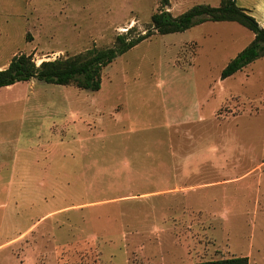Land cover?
Listing matches in <instances>:
<instances>
[{
  "label": "rangeland",
  "instance_id": "obj_1",
  "mask_svg": "<svg viewBox=\"0 0 264 264\" xmlns=\"http://www.w3.org/2000/svg\"><path fill=\"white\" fill-rule=\"evenodd\" d=\"M252 3L236 0L264 28ZM159 10L158 0H0V70L20 54L39 65L112 47L131 28L152 30ZM252 39L207 21L152 33L102 70L97 92L35 79L0 88V264H264V56L220 77ZM229 179L190 195L191 213L181 193L161 194Z\"/></svg>",
  "mask_w": 264,
  "mask_h": 264
},
{
  "label": "trees",
  "instance_id": "obj_2",
  "mask_svg": "<svg viewBox=\"0 0 264 264\" xmlns=\"http://www.w3.org/2000/svg\"><path fill=\"white\" fill-rule=\"evenodd\" d=\"M158 2L160 10L150 17L152 30L132 36L134 28H131L127 34L116 36L112 47L93 48L69 58L42 61L39 65H36L30 56L16 55L5 69L0 70V88L35 79L47 84L74 86L80 90L97 92L101 88L102 70L118 56L149 38L152 33L159 35L182 33L207 21L234 22L253 34L252 41L222 70L220 76L222 80L264 56V28L245 9L237 6L236 0H221L217 7L195 5L176 17L165 10L170 6L169 0ZM194 264H248V258L232 257Z\"/></svg>",
  "mask_w": 264,
  "mask_h": 264
},
{
  "label": "crops",
  "instance_id": "obj_3",
  "mask_svg": "<svg viewBox=\"0 0 264 264\" xmlns=\"http://www.w3.org/2000/svg\"><path fill=\"white\" fill-rule=\"evenodd\" d=\"M253 1V5L254 6H256V7H264V0H252ZM244 9V8H243ZM246 10V9H245ZM247 12H248V14L250 15V13H249V11L248 10H246ZM252 16V15H251ZM259 23H260V25H261V22L260 21H258ZM8 88V87H7ZM22 152V151H21ZM19 153L20 152H18V154L16 155V158L19 156ZM3 165V164H2ZM12 176V175H11ZM236 181V180H235ZM223 182H225L226 184H222ZM232 182H234V179H229L228 181H221V182H218V183H216V184H211V185H208V184H206V185H194V186H187V187H177V188H175V189H168V190H164V191H162L161 192V194H164V195H166V197H164V199L165 200H169V199H178V197H176L178 194L177 193H181L180 194V197L184 200V202H185V209L188 211V213L190 212H192V211H199V209H196V208H194L193 206H190V204H189V197H190V195H192V194H194V193H197V192H199V191H201V190H206V189H209V188H213V187H219V186H224V185H228L229 183H232ZM237 182V181H236ZM160 193V192H159ZM153 194V193H152ZM155 194H157L158 196H159V194L158 193H155ZM145 196V195H144ZM152 197H157V196H151V200H152V202L155 200V198L154 199H152ZM176 197V198H175ZM134 198H136L137 200L140 198V196H135ZM144 201H145V205H148V202H150V200L149 199H147V198H144L143 199ZM163 200V199H162ZM127 201H129V203H131V204H128L127 206H123V205H125V204H122V205H119L118 206V208L120 207H128V208H134V206L135 205H133V202H136L135 200H133L132 198L131 199H129V200H127ZM175 208L174 209H179L178 207H176V206H174ZM63 210H67V208H62V209H60V210H50V211H48L47 213H45L44 215H43V217H41L40 218V220H42L43 218H46L47 216H51L52 214H55V213H57V212H62ZM39 220V221H40ZM39 221H37V223H35V224H33L30 228H28V229H26V230H24L21 234H19V235H17L16 237H14V238H12V239H10V240H8V241H6L5 243H3V246H6V245H8V244H10V242H12V241H15V240H17L18 238L20 239V237H22L24 234H26L30 229H32L33 227H35L37 224H39L40 222ZM37 227V226H36ZM35 227V228H36Z\"/></svg>",
  "mask_w": 264,
  "mask_h": 264
}]
</instances>
